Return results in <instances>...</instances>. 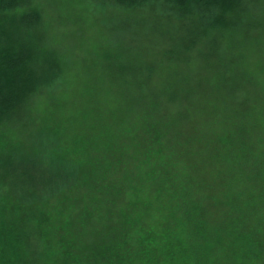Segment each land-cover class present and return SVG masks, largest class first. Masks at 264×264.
Wrapping results in <instances>:
<instances>
[{
    "label": "trees",
    "instance_id": "16d2710c",
    "mask_svg": "<svg viewBox=\"0 0 264 264\" xmlns=\"http://www.w3.org/2000/svg\"><path fill=\"white\" fill-rule=\"evenodd\" d=\"M101 1L128 10L146 2ZM245 1L166 0L165 5L189 12L212 10L207 26L218 29L243 19ZM38 4L0 0V121L15 120L27 100L63 75L65 60L48 40L51 21H44L48 17ZM263 30L260 26L257 35ZM234 34L249 42L248 36ZM256 40L264 51L263 40ZM194 47L191 38L185 45L183 40L182 50ZM241 47L246 50L245 44ZM256 50L224 62L211 60L192 86L170 92L173 98L184 92V101L197 113H192L195 126L184 130V138L173 135L168 123L160 128L162 133H152L151 142L157 145H146L136 164L140 176L124 178L121 164L108 155L112 160H104L102 168L126 180L122 195L113 201L101 194L105 182L92 179L96 166L90 169V156L85 158L88 167L84 161L58 157L52 168L46 170V164L37 170L41 149L31 134L1 133L0 264H236L242 252L249 258L250 247L264 240L263 225L251 219L264 214V53L257 55ZM131 76L125 95L112 101L120 102L119 107L155 104L153 70ZM47 124L39 125L40 132L53 134ZM138 126L134 135L145 145L144 127ZM123 133L137 138L129 130ZM82 137L79 146L96 150L93 136ZM147 149L156 151L146 155ZM70 169L78 177L67 188ZM81 186L89 189L86 201L60 204L61 188L65 199L70 189L79 195Z\"/></svg>",
    "mask_w": 264,
    "mask_h": 264
},
{
    "label": "rangeland",
    "instance_id": "374dc122",
    "mask_svg": "<svg viewBox=\"0 0 264 264\" xmlns=\"http://www.w3.org/2000/svg\"><path fill=\"white\" fill-rule=\"evenodd\" d=\"M33 1L39 3L45 12L44 16L48 17L43 18L44 21H51L49 34L52 39L48 40L57 49L60 58L65 60L64 70H61L63 75L58 78V82L45 85L27 100L21 109L24 113L18 114L15 120H1L0 134L8 130L21 137L31 134L29 136L34 145L41 149L39 160L34 165L37 170L46 164L47 170L51 161L55 162L58 157L60 161H84L88 167L85 158L90 156L89 166H96L92 179L105 182L101 194L108 201L122 195L120 189L126 182L124 178L140 176L136 164L143 157V151L150 147L148 144L153 143L152 133H160V128L168 123L173 125V135L184 138V130L192 124L195 126L192 113H197L194 107L184 101V92H178V96L173 98L170 94L172 90L179 91L192 86L191 82L202 76L208 65L216 59L220 61L218 58L224 62L238 53L254 54L256 49L258 51L255 54L264 53L256 40L261 38L264 43V30L260 36L257 35L260 26L264 27V0H246L243 19L239 22L233 20L235 26L223 25L218 26V29L207 26L214 17L212 10L195 8L192 12L182 11L171 7L173 4L165 5L166 0H146L144 4L130 10L105 6L101 0ZM234 33L248 36L249 42H242ZM190 38L195 47L182 50L183 40L185 45ZM215 43L219 44V51H215ZM243 44L246 50H242ZM148 67L153 70L150 87H153L151 91L157 102L142 108L117 106L120 102L117 104L112 100L125 95L123 90L129 85L128 82H133L131 75L140 77ZM260 93L263 94L262 90ZM186 98L189 101L190 97ZM144 115L147 117L142 120ZM44 121L48 123L44 127L54 130L53 134L40 132L39 125ZM144 122H147L145 127ZM138 125L144 127L143 135L148 142L145 145L141 143L140 137L134 135L140 127ZM153 125L155 129L149 131L154 128ZM123 129L131 131L137 138L132 140L123 133ZM34 132L38 135L33 137ZM85 134L93 136L91 139L96 144V150L89 149L87 145V148L79 146ZM155 151L147 149L146 155ZM113 154L114 164L118 161L126 174L124 178L117 172L108 173L102 168L106 167L104 160L110 163L112 158L108 155ZM154 160L153 157L149 159L150 163ZM71 169L67 171L70 178L67 188L72 187L78 177ZM60 191L57 196L62 205L64 202L77 205L80 200L83 203L89 193L87 187L81 186L80 194L85 192L86 197L70 189L65 192L67 196L63 199L62 188ZM251 219L254 224L259 223L264 228L262 211L253 214V217L251 215ZM258 246L250 247V257L247 259L242 252V259L239 257L236 264H264V240L261 239Z\"/></svg>",
    "mask_w": 264,
    "mask_h": 264
}]
</instances>
